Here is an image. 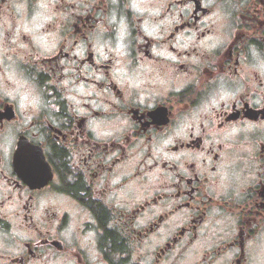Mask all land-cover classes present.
Here are the masks:
<instances>
[{
	"label": "flooded vegetation",
	"instance_id": "1",
	"mask_svg": "<svg viewBox=\"0 0 264 264\" xmlns=\"http://www.w3.org/2000/svg\"><path fill=\"white\" fill-rule=\"evenodd\" d=\"M0 264H264V0H0Z\"/></svg>",
	"mask_w": 264,
	"mask_h": 264
}]
</instances>
